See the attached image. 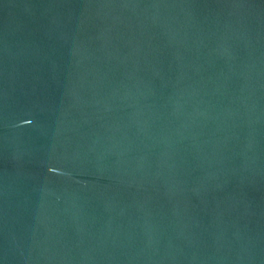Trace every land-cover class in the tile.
Returning a JSON list of instances; mask_svg holds the SVG:
<instances>
[{
  "label": "water",
  "instance_id": "95a60500",
  "mask_svg": "<svg viewBox=\"0 0 264 264\" xmlns=\"http://www.w3.org/2000/svg\"><path fill=\"white\" fill-rule=\"evenodd\" d=\"M0 264H264V0H0Z\"/></svg>",
  "mask_w": 264,
  "mask_h": 264
}]
</instances>
